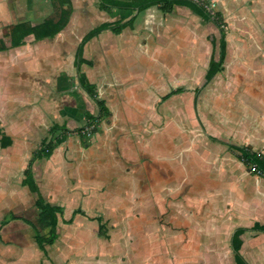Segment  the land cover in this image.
Returning <instances> with one entry per match:
<instances>
[{"label": "crops", "instance_id": "obj_1", "mask_svg": "<svg viewBox=\"0 0 264 264\" xmlns=\"http://www.w3.org/2000/svg\"><path fill=\"white\" fill-rule=\"evenodd\" d=\"M208 1L215 2L216 11L220 13L226 45L223 69L206 82L212 55L214 61L218 59L220 28L212 21H203L185 6H175L171 12L163 13L156 6L141 12L117 7L103 9L100 0H0V40L7 46L0 50V128L11 140L8 146H0V185L11 184L7 195L2 196L6 191L0 188V210L6 209L0 219L9 212L20 216L11 206L15 203L18 206L23 169L28 155L48 135L51 125L56 123L74 130L85 125L86 112L93 116L98 114L96 103L79 85L74 60L83 35L101 23L124 22L135 17L133 25L118 34L105 29L91 38L83 47L84 62L80 65L81 72L95 84L98 96L105 100L110 110V115L98 123L95 134L100 135L104 145H112L114 151L127 154L134 162L130 172H124L121 160L112 158L111 169L117 177L114 182L124 184L122 192L123 186L114 193L134 198L147 191L146 181L150 176L145 175L147 170L144 169L153 164L152 157L148 164V148L158 135L163 147L162 114L157 107L190 90L186 87L188 83L192 86L190 92H193L195 113L198 96L206 88L209 103L248 104L252 118L264 121V111L259 109V104L264 105V102L254 91V88L264 86V0ZM68 3L72 12L66 26L50 38L36 40L32 30L46 24ZM21 22L29 23L30 28L25 34H17L20 43L11 46L9 28ZM202 66H205L204 81L199 85L191 77L192 72ZM177 88L183 90L163 99ZM196 88L200 89L198 93ZM19 93L23 95L19 96ZM18 107H24V110L18 112ZM256 125L258 128H252L251 140L257 151L264 154V127ZM148 134L149 142L145 138ZM72 139L71 134L68 135L49 158L33 162L38 187L36 169L40 162L50 159L56 152L65 151L71 156L72 149L67 146H71ZM209 139L229 147L216 137L210 135ZM102 149L108 151L107 147L102 146ZM74 152V167L80 169L81 151L75 148ZM89 163L91 168L99 166L98 160L92 157ZM20 166L21 177L13 184L12 176L8 178L6 173ZM157 172L162 175V170L155 166L154 174ZM137 176L140 177L138 188L134 185ZM116 177L113 175L112 178ZM22 188L31 193L27 187ZM32 204L34 206V197ZM253 214L257 215L256 220L264 218L260 210ZM262 219L255 225L237 228H248L250 230L245 233L264 236V232L256 230L264 223ZM19 220L22 219L7 223L1 232L8 224ZM241 238L243 241V235ZM2 240L1 233L0 242ZM243 245L242 242L240 253ZM258 257H252L254 262L260 260ZM6 261L12 260L8 257Z\"/></svg>", "mask_w": 264, "mask_h": 264}, {"label": "rangeland", "instance_id": "obj_2", "mask_svg": "<svg viewBox=\"0 0 264 264\" xmlns=\"http://www.w3.org/2000/svg\"><path fill=\"white\" fill-rule=\"evenodd\" d=\"M204 67L192 72L196 84L204 81ZM205 90L198 96L196 113L193 92L157 107L162 114L163 147L158 135L148 148V164L152 158L153 164L144 169L150 176L147 191L134 198L113 192L123 186L122 192L124 184L114 182L117 177L111 169L113 157L121 160L124 172H130L133 160L114 151L112 145L105 146L99 134L72 132V144L67 146L72 155L56 152L37 167L39 189L48 200L64 207V219L76 208L87 216L76 215L70 223L60 219L58 239L46 246V255L36 247L31 226L23 220L8 224L1 232L0 264H239L231 249L232 234L238 226L261 221L253 212L260 210L264 215V179L240 161L235 145L257 151L252 128H258L256 124L264 127V121L252 118L248 104L209 103ZM254 91L264 102V86ZM23 108L18 107V112ZM259 109L264 111V105L259 104ZM210 135L233 147L210 140ZM145 138L149 142V134ZM102 146L108 151L101 150ZM75 148L82 155L80 169L74 167ZM91 157L98 160L97 168L89 166ZM155 166L162 170L161 176L154 174ZM21 169L6 173L13 184L21 177ZM139 182L137 176V188ZM10 186L0 185L6 191L2 196ZM18 188V206L15 203L11 209L35 221L34 194L20 184ZM5 212L0 210V217ZM97 216L102 217L108 238L98 236ZM243 244L240 255L246 264H264L263 235L245 233ZM257 255L260 260L254 262L252 257ZM8 257L12 261H6Z\"/></svg>", "mask_w": 264, "mask_h": 264}, {"label": "trees", "instance_id": "obj_3", "mask_svg": "<svg viewBox=\"0 0 264 264\" xmlns=\"http://www.w3.org/2000/svg\"><path fill=\"white\" fill-rule=\"evenodd\" d=\"M207 0H127V1H118V0H100V7L103 9H109L110 7H117L123 9H137L138 12L145 10L150 6H156L163 13L171 12L175 6H185L189 8L194 14L199 16L203 21H212L219 28L223 23L220 13L215 11L214 17L209 14L205 9L203 3H206ZM72 12V6L68 3L67 7L57 14L54 18L48 21L46 24L36 27L32 30L34 38L36 40H41L44 38H50L56 35L61 31L69 21L70 15ZM135 17L128 19L127 21H116L113 23H101L92 29H90L86 34L83 35L79 44L77 45L75 51V67L78 75V82L80 87L87 93V95L96 103L98 107V114L96 116L91 115L89 112L85 113V127L77 128L70 130L64 125L52 124L48 130V135L41 141L39 147L35 149L27 164L23 169V177L20 181V185L27 187L28 190L34 194V207L36 210L35 221L25 219L23 217L17 216L12 212L7 213L0 219V240H1V229L7 223L12 220L22 219L33 229V239L36 247L43 251L46 255L47 250L46 246L52 245L58 239L57 227L60 219L64 223H70L74 216L81 215L87 216L84 210L81 208H76L72 211L69 219L63 218L64 208L59 204H54L49 202L40 192L39 187L35 181L34 173L32 170V165L35 160L49 158L53 153L54 149L61 144L65 138L72 132H79L81 136L95 134L98 131V123L107 118L110 115V110L107 107L105 100L98 96L96 86L94 83H91L85 73L81 72L80 65L84 62L82 57V51L84 45L94 36L98 35L105 29H110L113 33H120L123 28L127 26H132ZM224 24V23H223ZM30 28V24L27 22H21L15 25L10 26V44L11 46H16L20 43L17 34H25ZM225 30L220 28V37L218 44V59L217 61L213 60V55L210 60L209 69L206 73V82L209 81L216 73L220 72L223 69V62L225 58ZM213 50L215 49V44L212 42ZM4 41L0 40V50L6 49ZM183 89L177 88L170 91L166 94L163 99L169 97L172 94L179 93ZM199 88L195 89V92H199ZM87 128L83 133L80 132L81 129ZM216 140V139H215ZM11 143L9 137L5 136L0 128V146L6 147ZM231 148L233 145L228 144ZM235 148L238 149V157L240 161L250 170L252 167H255V173L261 174L264 177V154L251 150L248 146L235 145ZM98 225V235L101 237L107 238V231L105 223L101 216L94 218ZM250 229L239 227L236 228L232 234L231 238V249L234 253L235 259L239 264H246L240 255V248L242 245L241 236ZM258 231L264 232V223L260 224L257 229Z\"/></svg>", "mask_w": 264, "mask_h": 264}, {"label": "built area", "instance_id": "obj_4", "mask_svg": "<svg viewBox=\"0 0 264 264\" xmlns=\"http://www.w3.org/2000/svg\"><path fill=\"white\" fill-rule=\"evenodd\" d=\"M203 5H204L205 9L209 12V14L214 17V13L216 11L215 2L207 0V2L203 3ZM220 28L224 29V24L223 23L220 25ZM86 129L87 128L81 129L80 132L83 133ZM251 170L255 171V167H252Z\"/></svg>", "mask_w": 264, "mask_h": 264}]
</instances>
